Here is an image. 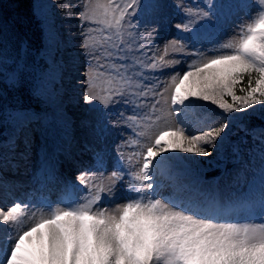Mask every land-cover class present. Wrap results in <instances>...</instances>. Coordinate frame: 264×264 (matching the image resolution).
Segmentation results:
<instances>
[{"label":"snow or ice","instance_id":"1","mask_svg":"<svg viewBox=\"0 0 264 264\" xmlns=\"http://www.w3.org/2000/svg\"><path fill=\"white\" fill-rule=\"evenodd\" d=\"M74 6L81 9L75 15L88 58L84 102H97L104 120L103 110L126 106L129 114L119 112L113 123L134 135L117 149L116 170L105 175L106 153L95 151L96 171L81 172L79 184L57 202L0 206V264H264V159L258 187L242 204L159 197L156 181L185 162L180 153L209 156L229 123L240 119L230 114L256 105L264 110V0H255L256 12L225 41L217 39L222 23L245 5L177 3L182 19L173 27L179 35L156 51L162 0H77ZM4 63L0 49V72ZM180 64L184 69L166 79H148ZM49 104L50 116L16 111L9 119L21 132L39 123L66 134L55 92ZM208 105L227 117L224 122L216 125L206 116ZM198 124L204 127L193 131ZM106 130L98 125L97 135ZM260 141L264 146V130ZM235 155L240 158L239 147ZM118 186L128 193L125 202L102 206ZM239 208L248 218H229Z\"/></svg>","mask_w":264,"mask_h":264},{"label":"rangeland","instance_id":"2","mask_svg":"<svg viewBox=\"0 0 264 264\" xmlns=\"http://www.w3.org/2000/svg\"><path fill=\"white\" fill-rule=\"evenodd\" d=\"M162 2L166 5L163 9L159 19L156 21L159 32L158 35L154 37L155 43L152 46L153 50L157 49L162 50L166 41L177 38L179 33L173 27L175 23L181 22L182 13L175 7L177 3L183 2L190 6L197 5L195 0H162ZM235 3H239L241 5H245L241 9L237 10L234 14L230 15V17L222 23L217 39L220 41H225L229 37H232L236 31L238 30V26L241 23L247 22L248 15L250 13L256 12L255 0H233ZM77 5V0H37L36 2V14L40 17L41 22H43L45 32L47 33V38L45 40V50L47 55L50 57V61L52 62L49 67V72L46 73V77L41 79V91L44 96L45 102L47 106L51 110V106L49 104V96L52 92H55L59 97L62 107L66 110L65 118L67 120L73 121V118L82 119V123L85 124V129L79 135L86 140L90 139L89 146L83 145V149L90 148L87 156L83 158H78L80 161H76L74 158L70 157V153L68 150V142L71 139V135L67 134V136L63 137L61 143L55 147L52 142H50L49 135H43L42 139L38 140V143L42 144L45 147L44 152L38 153L34 148L33 152L30 153V156L25 158H20V176L26 180L29 186L20 189V192L30 191V198H26L24 202L31 201L32 203H37L40 199L37 197L39 193L34 189L36 184L34 171L36 169V161L39 160V157L47 159L49 162L56 157L55 165L58 164L59 170L58 172L63 173V184L61 190L65 193V191L74 184H79L77 180V176L84 171H96L93 167L95 162L94 152L100 149H103L106 153L107 168L105 171V175L110 173L111 171L116 170L113 166L114 161L117 157V149H119L123 142L133 136V132H131L124 125L116 126L113 121L118 119L115 114L117 111L103 110L108 113L107 119H102L101 107L97 110H92V112H87L85 108V103L81 97L82 87L85 88L83 84L84 73L88 67V63H85L83 70H81L80 66V55L77 53L80 47V35L78 38V29H76V25L80 26V34L83 31L81 26L79 17L75 15V13L80 12L79 6ZM65 8H70L72 15H69ZM64 15H63V14ZM61 14L65 16L63 21H60L57 18V15ZM64 26H67V29H64ZM59 27L61 30H58ZM143 31V28H141ZM83 39L81 35V40ZM70 53V54H69ZM67 55L73 56V62L70 67L65 65H59L58 62L63 60ZM185 67L184 64H180L176 67V69H167L164 73H152L149 74L150 81L154 80L157 76L160 79H166L169 72L174 70H183ZM44 75V74H43ZM65 75L64 79L60 81V76ZM59 83V84H58ZM85 104V105H84ZM214 106V105H213ZM75 109V114L72 117L70 114V109ZM262 110V106L256 105L254 109H249L247 113H257L259 114ZM245 114L243 113H232L230 116L240 117L235 121H231V123H238L241 121ZM92 117V119H91ZM78 122H75L78 125ZM87 123V125H86ZM80 124V123H79ZM90 124V126H89ZM15 125V126H14ZM99 126L106 125V133L103 136L97 135V128ZM84 126V125H83ZM83 128V127H82ZM88 128V130L86 129ZM19 127L14 123L11 128L12 137H16L18 135ZM127 133V134H126ZM132 134V135H131ZM223 147L227 146V139L222 138ZM39 146V145H38ZM37 146V147H38ZM221 146V145H220ZM6 149L5 151H7ZM126 151H132V149L125 148ZM41 154V155H40ZM181 157L187 158L185 163H188L193 168L198 169H210L213 166H216L219 161H223L224 154L220 153L217 156L211 157H200L196 155H190L185 153L179 154ZM71 158L70 160L68 158ZM241 160L244 159L242 156ZM238 160L235 166L232 167L229 175L221 177L216 183L220 190V196L224 200V204L230 203H238L242 204L243 201L242 191L246 189V183L250 179V171H247L245 174L246 181L243 182L238 176H240L239 170L241 169L242 161ZM69 162V163H67ZM55 167V166H54ZM42 173V171H41ZM40 173V174H41ZM22 187V186H21ZM82 187V186H81ZM212 190H214L212 188ZM128 197V193L125 191L123 187L118 186L116 195L111 199H103L101 204L102 206L111 208L115 204L125 202ZM248 197V196H247ZM245 197V199L247 198ZM60 198V197H57ZM0 206H9L14 202L20 201L18 195L12 196L11 194H3L0 197ZM23 201V200H22ZM246 211L243 208H239L236 212ZM229 214V217H232L236 214Z\"/></svg>","mask_w":264,"mask_h":264},{"label":"trees","instance_id":"3","mask_svg":"<svg viewBox=\"0 0 264 264\" xmlns=\"http://www.w3.org/2000/svg\"><path fill=\"white\" fill-rule=\"evenodd\" d=\"M36 2L37 0H0V49L5 59L3 65L5 70L0 72V123L2 124H7L9 116L16 110L29 108L33 111H41L47 106L42 96L36 92L39 74L49 65V59L43 52L47 33L43 22L36 15ZM64 17L61 14L57 15L60 21H63ZM64 29H67V26H64ZM58 30L61 28L59 27ZM77 53L80 55V48ZM72 62L73 56L67 55L60 64L70 67ZM14 71H16L15 81L11 78ZM64 77L65 75H62L61 80ZM207 107L208 113L217 117L214 121L216 125L224 122V116L219 110ZM75 111L74 108L70 109L69 113L72 117ZM263 116L264 110L260 114H246L243 118L245 128L237 125L235 131L245 134L249 142L248 130L258 124ZM73 119V125L79 127L80 119L79 122L78 119ZM75 122H78V125ZM242 137L244 138L243 135H238L232 138V144L238 147L242 143L246 144ZM220 143V140L217 141L216 148L211 150L209 156L200 157L217 156L221 151ZM6 157L13 158L10 155ZM181 166L185 169L191 167L185 162Z\"/></svg>","mask_w":264,"mask_h":264},{"label":"water","instance_id":"4","mask_svg":"<svg viewBox=\"0 0 264 264\" xmlns=\"http://www.w3.org/2000/svg\"><path fill=\"white\" fill-rule=\"evenodd\" d=\"M216 174H219V172H216Z\"/></svg>","mask_w":264,"mask_h":264}]
</instances>
